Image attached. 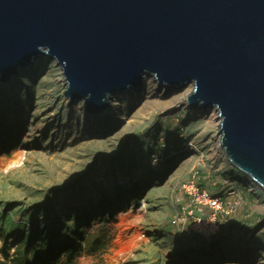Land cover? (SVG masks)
Returning <instances> with one entry per match:
<instances>
[{"label": "rangeland", "instance_id": "374dc122", "mask_svg": "<svg viewBox=\"0 0 264 264\" xmlns=\"http://www.w3.org/2000/svg\"><path fill=\"white\" fill-rule=\"evenodd\" d=\"M53 61L21 68L13 84L0 80L10 84L0 86V150L24 152L22 163L0 169V264H49L52 253L50 264H187L210 254L205 264H264V192L223 150L210 156L212 134L191 120L186 99L124 123L133 111L124 97L123 113L106 116L118 126L107 120V134L95 135L94 126L83 129L82 101L65 103ZM226 180L238 206L219 212L202 236L178 237L170 220L185 207L183 187L195 181L222 193ZM63 243L76 253L62 254Z\"/></svg>", "mask_w": 264, "mask_h": 264}, {"label": "water", "instance_id": "95a60500", "mask_svg": "<svg viewBox=\"0 0 264 264\" xmlns=\"http://www.w3.org/2000/svg\"><path fill=\"white\" fill-rule=\"evenodd\" d=\"M46 56L91 114L143 76L219 118L226 160L264 192V0H0V80Z\"/></svg>", "mask_w": 264, "mask_h": 264}, {"label": "bare ground", "instance_id": "6f19581e", "mask_svg": "<svg viewBox=\"0 0 264 264\" xmlns=\"http://www.w3.org/2000/svg\"><path fill=\"white\" fill-rule=\"evenodd\" d=\"M48 59L49 58H47L46 56L40 57L33 62L34 64L32 63L26 66L25 68H29L31 66L37 65V68L41 70L45 68L44 66L47 64L45 62H47ZM53 62L54 64H56L55 61ZM54 64L53 66H50V67L53 68L54 70L59 69L58 71H61V68H59L58 65L55 66ZM20 69L21 68H19L17 72H20L21 71ZM59 76H60L59 77L60 82L65 81L64 76H62L61 74ZM11 77H7L8 80L6 79L3 81H7L8 83L13 84L15 76L13 78ZM54 82L57 83V80H55ZM3 83L4 84L0 82V86L2 85L10 86V84H7L5 82ZM141 85H142L141 89H144V90H141V89L134 90L133 88H130L128 89L129 92L125 91L123 93H119L115 95V98H114L115 100H113L114 103L112 104V106H110L109 108L107 107L105 111H100L99 113H96L97 115L96 114L93 115L91 113L86 112L84 110L85 105L82 102L83 105L80 104L78 106V110H81V113L84 115V119L86 120V123H84V125L86 126H84L83 129L85 128L90 129L89 126H94V128L93 127L92 128H93V132L95 135L96 134L100 136L106 135L107 132L103 130L102 128H100V126H102V123H105L107 120H109L107 121V124L111 127L110 128L111 130L112 128H116L118 126V123L114 119H112L114 118V116H110L109 118H106V116L109 114L120 115V113H123L124 103L122 101L124 97L130 101L129 105H131L133 108V111L131 112L129 118L127 117L124 119V123H127L129 122V120L139 121V120L145 119V116L148 113L150 116V115H153L151 112H154L157 110L163 111L168 108H171L173 105H177L183 98L184 99L188 98L192 90L191 89L192 85L180 86L179 88H176V89H170L168 87L160 88L157 86L156 80L148 76L142 77ZM64 87H66V84ZM65 103L68 104V102H65ZM182 106H185V110L191 114V120H195V119L202 120V122L205 125L203 129L204 134L207 132H208V136H210L209 132L212 134V142H214L215 144L214 145L206 144L207 145L206 147L210 148L209 149L210 156L216 157L220 149L222 150L220 146L218 132H217L219 129V124H220L219 118L217 116V112L214 109H211V108L203 109L200 106H197V108L196 107L188 108L187 103H183ZM137 113H139L140 115L138 116ZM59 131L60 130H58V132ZM3 152L4 153L6 152V149H4V147H2V149L0 150V153H2V156L0 157V169L8 170L12 166L19 165L20 163L23 162L24 152L22 151L21 148H17L15 151L11 152L9 156L3 155L4 154ZM251 184L252 186H254L253 183ZM236 246H238V244H236ZM235 252L236 251H234V254L231 259H233L234 257L236 258ZM218 257H219L218 258L219 260L226 259L221 255H219Z\"/></svg>", "mask_w": 264, "mask_h": 264}, {"label": "built area", "instance_id": "2783aa9c", "mask_svg": "<svg viewBox=\"0 0 264 264\" xmlns=\"http://www.w3.org/2000/svg\"><path fill=\"white\" fill-rule=\"evenodd\" d=\"M222 185V193L202 188L195 181L183 187L186 196L185 207L170 220L178 237H188L191 234L202 236L203 232L215 226L219 212L224 210V213L228 214L238 206L241 197L233 187L236 184L226 180ZM206 210L209 212L205 213ZM210 212V216H206Z\"/></svg>", "mask_w": 264, "mask_h": 264}, {"label": "trees", "instance_id": "16d2710c", "mask_svg": "<svg viewBox=\"0 0 264 264\" xmlns=\"http://www.w3.org/2000/svg\"><path fill=\"white\" fill-rule=\"evenodd\" d=\"M162 152V151H160ZM157 155V154H156ZM234 170L238 171L237 169L234 168ZM239 172V171H238ZM65 238V237H64ZM65 242V240H64ZM58 248L60 250V252H62V254L66 255V256H69V255H73L74 253H76V250L73 248V246L71 245H68L66 243H63V244H60L58 245ZM52 255V256H51ZM211 255V254H210ZM210 255H208L207 259L210 258ZM196 257V256H194ZM54 258H56V256H54V253L50 254V256L47 258V262L50 264L52 263V261H54ZM182 259V258H181ZM196 260H198L197 258H195ZM194 258L192 259H189L191 262L188 263V262H185L187 264H205L207 262V259H204L202 260L201 263H198L197 261L195 262H192V260H195Z\"/></svg>", "mask_w": 264, "mask_h": 264}, {"label": "clouds", "instance_id": "9594fccd", "mask_svg": "<svg viewBox=\"0 0 264 264\" xmlns=\"http://www.w3.org/2000/svg\"><path fill=\"white\" fill-rule=\"evenodd\" d=\"M233 167V166H232ZM234 168V167H233ZM244 177V176H243ZM180 240H182L181 238H179Z\"/></svg>", "mask_w": 264, "mask_h": 264}]
</instances>
